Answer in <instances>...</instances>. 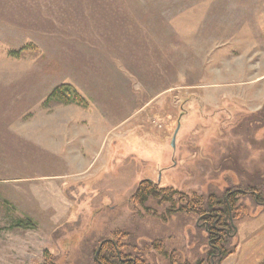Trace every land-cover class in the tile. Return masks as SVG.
Here are the masks:
<instances>
[{
	"label": "rangeland",
	"instance_id": "1",
	"mask_svg": "<svg viewBox=\"0 0 264 264\" xmlns=\"http://www.w3.org/2000/svg\"><path fill=\"white\" fill-rule=\"evenodd\" d=\"M61 85L86 104L48 101ZM144 179L239 191L227 254L204 215L136 205ZM256 190L264 0H0V264H97L107 239L146 264H257Z\"/></svg>",
	"mask_w": 264,
	"mask_h": 264
},
{
	"label": "trees",
	"instance_id": "2",
	"mask_svg": "<svg viewBox=\"0 0 264 264\" xmlns=\"http://www.w3.org/2000/svg\"><path fill=\"white\" fill-rule=\"evenodd\" d=\"M73 89L69 85L57 86L52 90L48 96L49 100H56L64 103H78L79 105L86 104L85 99L77 93V99L71 98L73 95L71 92ZM71 95H70V94ZM73 95V96H74ZM237 193V192H236ZM238 193H240L238 191ZM177 195H181L186 199L182 200L185 204L183 207H177L179 201L177 200ZM180 196V197H181ZM211 201L207 205L204 202L203 197L194 194L193 196H186L184 193H180L176 189L171 187H159L158 184L153 183L149 179H144L140 182L135 193L132 196V200L136 205L145 206L150 199H156L163 203L170 204L169 212L179 211V212H189L198 214L199 216L204 215L210 224L207 227L209 232V240L211 247L218 252H221V256H225L227 252L223 246V235L220 234L221 231L219 226L225 225L226 227H232V221L236 218V201L234 196L230 198L229 201L226 199H218L217 197H212ZM181 202V200H180ZM230 204V205H229ZM230 206V207H229ZM24 221L19 220L18 225H21ZM225 230V229H224ZM97 252V264H146L139 258L131 259L129 255H125L113 239H107L102 241L101 247L98 248ZM44 264H56L49 253H46ZM190 264V263H185ZM200 264V263H197ZM257 264H264V260Z\"/></svg>",
	"mask_w": 264,
	"mask_h": 264
},
{
	"label": "flooded vegetation",
	"instance_id": "3",
	"mask_svg": "<svg viewBox=\"0 0 264 264\" xmlns=\"http://www.w3.org/2000/svg\"><path fill=\"white\" fill-rule=\"evenodd\" d=\"M149 180H150V179H149ZM156 184H157V183H156ZM159 187H160V186H159ZM236 192H238V191H236ZM236 192H235V191L228 192L227 195H226V197H225V199H226L227 201H229L230 198H231V196H232V197L234 196L233 199H235ZM253 193H254V196H255V200H256V202H258V203H260V204H264V197H262V195H261L260 193H258L257 190H256V191H253ZM180 205H181V206H179V207H183L185 204L181 203ZM229 205H230V204H229ZM229 207H230V206H229ZM219 229H220V231H221V230H224V229H226V228H224V227L220 228V227H219ZM210 243H211V242H210ZM131 259L133 260V259H135V258H131Z\"/></svg>",
	"mask_w": 264,
	"mask_h": 264
},
{
	"label": "water",
	"instance_id": "4",
	"mask_svg": "<svg viewBox=\"0 0 264 264\" xmlns=\"http://www.w3.org/2000/svg\"><path fill=\"white\" fill-rule=\"evenodd\" d=\"M180 126H181V124H180V122L178 123V126H177V128H176V130H175V133H174V136H173V138H172V146L173 147H175L176 146V138H177V134H178V131H179V129H180ZM101 245H102V243H101ZM100 245V246H101ZM99 250V249H98ZM98 252V251H97Z\"/></svg>",
	"mask_w": 264,
	"mask_h": 264
},
{
	"label": "crops",
	"instance_id": "5",
	"mask_svg": "<svg viewBox=\"0 0 264 264\" xmlns=\"http://www.w3.org/2000/svg\"><path fill=\"white\" fill-rule=\"evenodd\" d=\"M63 138L65 139V138H68V135L67 136H63Z\"/></svg>",
	"mask_w": 264,
	"mask_h": 264
}]
</instances>
